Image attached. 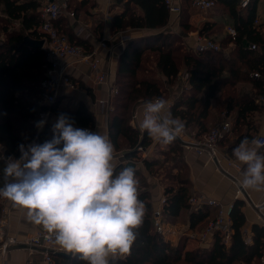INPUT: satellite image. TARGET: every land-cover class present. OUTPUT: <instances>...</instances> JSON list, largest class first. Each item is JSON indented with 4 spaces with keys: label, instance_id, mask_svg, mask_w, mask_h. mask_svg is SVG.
Listing matches in <instances>:
<instances>
[{
    "label": "trees",
    "instance_id": "obj_1",
    "mask_svg": "<svg viewBox=\"0 0 264 264\" xmlns=\"http://www.w3.org/2000/svg\"><path fill=\"white\" fill-rule=\"evenodd\" d=\"M115 5H121V11L111 18L109 34H118L127 29H147L154 33L131 39L123 48L119 57L113 86L117 95L111 100V109L107 113L106 126L108 137L115 151H129L125 159L133 160L137 155L138 145L147 147L151 139L147 132L142 135L130 125L134 109L141 103L154 97H164L163 83L155 75L165 79V83H173L180 67L186 69L189 93L173 102L169 109L173 117L180 119L185 129L196 130L197 137L204 135L213 127L215 117L222 112L227 116L234 113L233 129L239 130L236 142L239 144L245 137L240 135L242 127L249 125L247 120L256 112H261V106L256 99L264 94V20L254 24L258 16L260 0H251L247 8L238 9L239 0H212L214 8H218L231 20L236 31L234 38L226 36L219 42L221 48L231 44L230 50L220 52L206 51L202 53L182 52L174 35L162 31L168 24L170 16L163 0H113ZM187 4L182 15L181 24L185 29L192 11V0H183ZM39 0H0L1 20L0 34V176L4 166V153L9 157L18 158V145L30 141L42 144L52 139V126L46 123L36 134L35 120L40 113L50 110L58 117L64 113L75 120L78 128L95 127L94 115L82 104L73 107L61 106L60 100L51 105H39L41 97L40 83L49 68L44 49H36L23 44L24 37L37 38L36 28L39 25ZM68 0V8H70ZM139 11V13H137ZM183 13V14H181ZM181 15V16H180ZM17 24L18 29H13ZM99 34L103 32L102 23ZM190 29V28H189ZM223 25L203 23L199 33L208 37L220 33ZM62 33V32H61ZM71 44L82 46L86 51L91 48L88 41L75 38L71 34L62 33ZM213 39V38H212ZM214 40V39H213ZM153 53L154 70L148 68L143 52ZM259 74L257 79L252 75ZM248 83V92H240L237 84ZM220 107L214 111L211 109ZM222 113V114H223ZM225 140V139H224ZM168 146L169 151L180 152L181 145L174 140ZM264 150V149H261ZM146 169H152L155 162L142 160ZM154 163V164H153ZM124 165L119 166L121 170ZM173 170L175 167H172ZM117 170V171H119ZM136 176L139 172L136 171ZM166 178L176 182L175 175L165 174ZM177 187L168 185L164 188L165 204L163 216L169 223L176 221L182 211H188L189 228L202 230L206 224L214 220L217 209L202 206L191 210L188 205V181L178 180ZM140 184L139 198L145 203L147 213L144 223L138 229V239L131 254L121 259L118 264H257L264 252V228L253 225L251 228V243L245 244V216L242 210L243 201L236 200L230 213L232 235L228 245L222 242L219 233L213 234L210 245L185 251L182 244L170 245L157 234L152 226V202L149 191ZM3 198H0V212ZM53 264H85L73 254H53Z\"/></svg>",
    "mask_w": 264,
    "mask_h": 264
},
{
    "label": "clouds",
    "instance_id": "obj_2",
    "mask_svg": "<svg viewBox=\"0 0 264 264\" xmlns=\"http://www.w3.org/2000/svg\"><path fill=\"white\" fill-rule=\"evenodd\" d=\"M45 123L38 121L37 128ZM139 128L163 145L185 131L163 97L144 102ZM51 131L52 139L42 144L18 145V159L3 158L0 198L24 210L31 223L85 264H118L131 254L147 213L135 168L117 171L111 139L76 127L67 114H59ZM262 147L261 140L245 137L233 150L246 166L239 182L245 190H264Z\"/></svg>",
    "mask_w": 264,
    "mask_h": 264
},
{
    "label": "crops",
    "instance_id": "obj_3",
    "mask_svg": "<svg viewBox=\"0 0 264 264\" xmlns=\"http://www.w3.org/2000/svg\"><path fill=\"white\" fill-rule=\"evenodd\" d=\"M83 1L86 3L89 2V4L87 3L86 5L88 6V8L83 9L82 11L79 9V12H77L74 7L68 8V10L72 12L74 16L61 17L56 22V26L62 33L71 34V36H74L75 38H82V40L88 41V45L91 49H93L96 44L103 38L108 41L107 48H99L97 51V56L99 57L101 62V68L107 74V83L102 85H95L89 67L75 61L74 59L58 60V64L65 67V74L69 76L71 81L74 82L77 87L75 89H70L68 87L61 86L57 91L56 99L60 100L61 106L69 105L70 107H73L78 103H82L95 117V127L92 131L99 132L101 135L108 136V130L105 123V115H107L109 108L107 109L106 107H100L97 104V101L106 98L109 88L114 83L117 63L126 44H120L118 41L117 35H119L121 32L113 35L109 34V25L111 18L121 11V5L113 4V0ZM182 1L183 0H179L180 6H182ZM80 2H82V0H80ZM214 10V14L210 16L207 15L206 17L203 16L204 14H207L208 12ZM196 11H198V9ZM208 12H203L204 14L198 13L197 15H192L188 22L190 24L217 23L223 25V29L220 33H216L210 36L215 41L220 42L227 36L226 27L232 26L231 20L225 13H223V11L218 8H214ZM137 13H139V11H137ZM258 14L261 15V19L264 20V10L262 8L260 9V6L258 8ZM169 16L170 18H173V15ZM101 23L103 26V32L102 34H99V25ZM81 26H83L85 30ZM37 28V38L31 39L41 40L37 34ZM198 30L195 33H189L186 37L190 48L194 46V36L196 33H199ZM79 32L80 35H78ZM123 32H126L131 37V39H133L142 37L149 31L147 29H127ZM44 47L45 45L43 44V47L41 49L45 50ZM165 86L166 84L164 83L163 89L164 91H166L165 93H167L168 88H166ZM175 89L176 90L174 92V95L177 96L180 92L179 86L177 85ZM166 100L173 102V98H168ZM222 113L220 114L221 118L217 117L219 116L218 114L216 115L215 120H217L214 124L224 119H228L233 126L234 113H229L228 116L225 113H223L224 115L222 116ZM142 118V114L138 113L136 119L137 125L140 124ZM56 119L57 117L50 112L48 115L47 123L52 126L55 123ZM247 122H249V125L242 127L240 135H248L252 138H257L258 136L264 135V107L261 106V112L252 114ZM40 131L36 128V134H38ZM185 131L188 132V130ZM238 131L239 130L233 129L232 127L230 137L220 142V155L218 158L219 164L209 161L204 156H197L190 151H186L181 146L182 148H180V152H177L178 165L174 166V170L178 175H180V180L188 181L190 196H194L195 194L203 195L208 199L219 201L222 205L233 203L235 200L243 201L242 210L245 216L244 231H248L250 235H252V226L261 224V220L258 218L259 212H261V215L264 218V190L254 191L244 189L246 194L248 195V198L245 199L241 196H238L236 198L238 183L242 179V174L246 167L245 165H242L240 162H238L233 155L234 148L239 145L236 142V139L239 136ZM184 139H186V137ZM177 141L181 145V141ZM156 145L157 142H155L154 140L149 145L151 151L148 159H152L156 156ZM162 147L164 148L168 146L163 145ZM259 151L261 153H264V150L259 149ZM117 156L118 155H115L113 164L116 170H119V166L123 165V158L121 161H119V159L116 158ZM137 156L138 155L135 156L134 160L138 159ZM228 161H233L236 164L240 165L242 167L241 173H237L235 169L229 167ZM134 165L135 170L141 173L142 176H144V178L146 179V168L142 161L139 162L136 160L134 162ZM229 175L234 176L238 181L233 182L229 178ZM147 180V182L149 183V189H147V191H149L150 193L149 195L151 197L152 206L155 207L161 197L164 196L163 191L167 185L162 183V181H158L156 179L153 180V178H147ZM177 183H179V181ZM177 183L175 182V184ZM151 186H153V188L155 189V194L157 193L156 198H154V196L152 195ZM253 205H258L259 208H255ZM188 216V211H182L180 216L175 217L176 221L174 223H169L166 220V222L169 224L168 228L172 227V232H170L164 240L172 246L183 243L185 251H191L197 248L206 247V245H202L201 243H198L197 240L189 237L191 233H197L202 231L203 229H190ZM40 230L43 229L40 226L34 225L27 219L26 212L24 210L16 207H11L8 216L7 234L8 236L14 238L16 242H18V244L14 247H11L4 255L0 254V264H25L28 259L33 260L34 263H40L42 260L41 255L39 253L33 254V249L24 245V242L27 239H29L36 231ZM56 253L71 255L70 253L65 252L59 246L53 251V254Z\"/></svg>",
    "mask_w": 264,
    "mask_h": 264
},
{
    "label": "built area",
    "instance_id": "obj_4",
    "mask_svg": "<svg viewBox=\"0 0 264 264\" xmlns=\"http://www.w3.org/2000/svg\"><path fill=\"white\" fill-rule=\"evenodd\" d=\"M250 1L251 0H239L238 9L243 10L247 8L250 4ZM163 2L166 9L168 10L169 15L176 17L179 16L181 12L179 0H163ZM39 3L40 6L38 12L40 22L37 28V34L39 38L44 41V48L46 52V58L49 61V68L47 69L45 76L40 83L41 97L38 101V104L51 106L56 101L57 91L61 86L68 87L70 89H75L77 87L75 83L71 81L69 76L65 74V67L60 66L57 62L58 60L74 59L75 61L89 67L95 85L106 84L107 74L101 68V62L97 56V51L99 48H107L108 41L103 38L90 51H86L82 46L71 44L69 39L63 35L56 26V22L61 17L74 16L73 13L68 10V0H39ZM259 6L260 9L262 8L264 10V0H260ZM192 7L202 12H208L215 7V3L212 0H192ZM261 20V15L258 14L254 20V24L257 25ZM78 35H80V32ZM226 35L232 38L235 37L236 31L233 26L226 27ZM117 36L120 44H125L131 40V37L126 32H121ZM192 49L196 53H202L206 51L220 52L222 50L219 42L201 33L195 34L194 46ZM252 77L257 79L259 74L254 73ZM113 84L109 88L106 98L97 101V104L100 107H106L107 109L109 108L108 110H110V101L117 95V89L113 86ZM256 102L260 106L264 107V94L260 95L256 99ZM143 104L144 103L139 104L134 109L130 122L132 128L139 131L140 135H142L144 131H142L139 128V125L136 124V119L138 113H141L143 116ZM172 106L173 102L168 101V109H170ZM49 113L50 110H46L45 112L39 114L34 122L36 128L37 122L40 120H45L47 123ZM223 115L224 114H222V116ZM106 120L107 115H105V123ZM83 129L92 131L90 128ZM231 131V122L228 119H224L216 123L204 135L197 137L195 131H185L178 137V139L181 141V146L184 148V150L190 151L197 156H204L209 161L219 164V144L224 139L230 137ZM185 137L186 139H184ZM257 139L264 143V135L258 136ZM33 142L34 141L32 140L26 144ZM150 149V146L143 147L142 145H138L135 148L138 155V159L136 160L141 162L142 160L148 159L151 151ZM261 149H264V147ZM136 160H126L123 158L122 163L125 166L129 162L134 164ZM228 166L235 169L237 173H241L242 167L235 162L228 161ZM229 178L233 182L238 181L234 176L229 175ZM238 196L244 197L245 199L248 198V195L240 186V183H238L236 198ZM165 201V196L161 197L157 205L152 208L151 216L154 231L161 235L164 239L170 232H172V227L168 228L169 224L166 222L163 216V206ZM234 202L227 205H222L219 201L208 199L203 195L195 194L194 196H191L188 200V205L191 210H195L202 206H207L217 209V214L215 219L209 221L202 231L193 234L191 233L189 237L197 240L198 243H201L202 245L208 246L212 242L213 234L217 232L219 233L222 242L225 245H228L232 235L230 213L233 210ZM253 206L255 208H259L258 205ZM11 207H13L12 203L6 199H3L0 212L1 255H4L11 247H14L18 244L14 238L8 236L7 234L8 216ZM258 218L261 220V224H259V226L264 228V218L262 217L261 212H259ZM244 241L245 244L251 243V235L248 231H244ZM24 245L33 249V254L39 253L42 257L40 263H34L33 260L28 259L25 264H53V251L58 246L54 243V238H49V234L44 232V230L36 231L29 239L24 242ZM257 264H264V252L260 256Z\"/></svg>",
    "mask_w": 264,
    "mask_h": 264
},
{
    "label": "rangeland",
    "instance_id": "obj_5",
    "mask_svg": "<svg viewBox=\"0 0 264 264\" xmlns=\"http://www.w3.org/2000/svg\"><path fill=\"white\" fill-rule=\"evenodd\" d=\"M70 3H71V7H74L77 12H79V9L82 11L83 9L88 8V6H86V5H87V3L89 4V2L86 3L83 0H82V2H80V0H70ZM181 7H182V12H183L186 10L187 4L182 1ZM214 12H215V10L208 12L207 14H204L202 11L198 10V11H194V12L192 11V14L197 15L198 13H201V14H204L203 15L204 17H206L207 15L210 16V15L214 14ZM181 14H183V13H181ZM184 15H182V16L180 15L181 17H179V16L178 17L173 16V18L171 17L167 26L162 30L164 32L166 31L165 33H169L170 35H174V37L177 39L178 42L176 44H174V46L180 45L181 49L179 51V54H182V52H192L193 51V49L190 48V45L188 44L186 37L189 33H195L203 25V23L190 24L189 22H187V25H190L189 26L190 29L189 28L185 29L184 26L181 24L182 19L184 18L183 17ZM0 19L1 20L5 19L1 13H0ZM0 27H2L1 22H0ZM13 27H14L13 29H18L17 24H14ZM81 27L85 30V28L83 26H81ZM85 33H86V31H85ZM149 34H154V33H145V35H149ZM4 37H5L4 34L1 33L0 34V40L2 41L4 39ZM85 39H86V36H85ZM231 47H232V45L229 44L225 48H222V49H224V51L226 53V52H228L227 49L230 50ZM227 54L228 53H226V55ZM142 55L145 59L148 60L147 64H146L148 66V68L152 71H155L153 69L154 68V65H153V59H154L153 56L154 55H153V53L150 51L149 52L145 51L142 53ZM155 75L158 76V79L163 84L165 83V80L161 76H159L157 72L155 73ZM187 78H188V75L186 73V69L183 66H181L179 74H178L177 78L175 79V81L171 84L165 83L166 84L165 87L168 88L167 93L164 94L165 99L173 98L172 101L174 102L176 99L187 95L189 93V85L187 83ZM177 85L179 86L180 92L178 93L177 96H175L174 92L176 90L175 87ZM237 89L240 92H242V91L248 92L250 89V85L248 83H240V84H237ZM216 108L218 110L220 107H214L213 108V106L211 105V109H213L214 111L216 110ZM217 117L221 118L220 114ZM185 130L191 131L192 129H185ZM192 131L196 132V130H192ZM162 146L163 145L161 143H157V145H156V149H155L156 156L152 158V162L154 161L155 164L153 163L154 165H153L152 169H146L147 178H153V180L156 179L158 181H162V183L166 184L167 186L172 185L174 188H176L177 184H175V183L172 184L173 180L168 179V176L166 178L165 174L169 173L171 175H176V177H175L176 182H178V180H180L179 179L180 175H178L177 172L175 170H173V168H172V167L178 165L177 164L178 153H177V151H169L167 149V147L163 148ZM119 152L120 151H115L114 154L118 155L116 158H118L119 161H121L122 157L120 156ZM145 160H150V159H145ZM147 178L145 179L141 173H139V176L137 177L140 184L142 182V184H144L146 187H148V188H146V190L149 189V183L147 182L148 181ZM151 190H152V195L154 196V198H156L157 193L155 194V189L153 188V186H151ZM181 244L183 245V243H181Z\"/></svg>",
    "mask_w": 264,
    "mask_h": 264
},
{
    "label": "water",
    "instance_id": "obj_6",
    "mask_svg": "<svg viewBox=\"0 0 264 264\" xmlns=\"http://www.w3.org/2000/svg\"><path fill=\"white\" fill-rule=\"evenodd\" d=\"M23 44L32 48L41 49L43 47L44 41L43 40H34L29 38L28 36L24 37ZM40 131V130H39ZM177 140H179L177 138ZM127 154H129V151H124L121 153L122 157H125ZM8 153H4V158H8ZM125 166H131L135 168V165L131 162L127 163Z\"/></svg>",
    "mask_w": 264,
    "mask_h": 264
}]
</instances>
